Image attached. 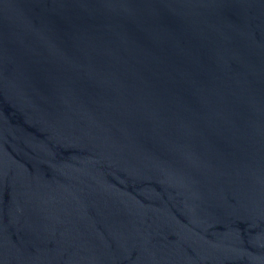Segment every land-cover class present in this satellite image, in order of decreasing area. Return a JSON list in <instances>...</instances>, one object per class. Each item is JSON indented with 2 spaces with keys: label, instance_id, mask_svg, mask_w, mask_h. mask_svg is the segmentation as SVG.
<instances>
[{
  "label": "water",
  "instance_id": "1",
  "mask_svg": "<svg viewBox=\"0 0 264 264\" xmlns=\"http://www.w3.org/2000/svg\"><path fill=\"white\" fill-rule=\"evenodd\" d=\"M0 264H264V0H0Z\"/></svg>",
  "mask_w": 264,
  "mask_h": 264
}]
</instances>
